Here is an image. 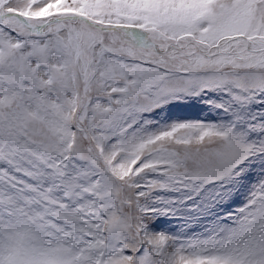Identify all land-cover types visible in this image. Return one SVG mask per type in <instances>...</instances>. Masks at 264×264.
<instances>
[{
    "label": "snow or ice",
    "instance_id": "1",
    "mask_svg": "<svg viewBox=\"0 0 264 264\" xmlns=\"http://www.w3.org/2000/svg\"><path fill=\"white\" fill-rule=\"evenodd\" d=\"M0 264H264V0H0Z\"/></svg>",
    "mask_w": 264,
    "mask_h": 264
},
{
    "label": "rangeland",
    "instance_id": "2",
    "mask_svg": "<svg viewBox=\"0 0 264 264\" xmlns=\"http://www.w3.org/2000/svg\"><path fill=\"white\" fill-rule=\"evenodd\" d=\"M178 113H183L187 118L196 119L203 115V112H200L198 109L189 108V109H178L175 110Z\"/></svg>",
    "mask_w": 264,
    "mask_h": 264
}]
</instances>
